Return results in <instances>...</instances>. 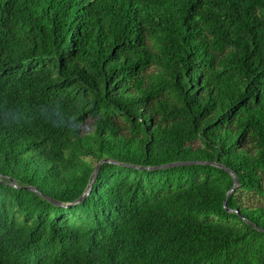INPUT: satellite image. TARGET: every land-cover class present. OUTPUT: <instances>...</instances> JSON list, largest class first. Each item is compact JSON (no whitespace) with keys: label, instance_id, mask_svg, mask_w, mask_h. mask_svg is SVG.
I'll use <instances>...</instances> for the list:
<instances>
[{"label":"trees","instance_id":"obj_1","mask_svg":"<svg viewBox=\"0 0 264 264\" xmlns=\"http://www.w3.org/2000/svg\"><path fill=\"white\" fill-rule=\"evenodd\" d=\"M0 264H264V0H0Z\"/></svg>","mask_w":264,"mask_h":264},{"label":"water","instance_id":"obj_2","mask_svg":"<svg viewBox=\"0 0 264 264\" xmlns=\"http://www.w3.org/2000/svg\"><path fill=\"white\" fill-rule=\"evenodd\" d=\"M101 163H102V161L98 163L96 169L94 170L93 181H94V178H95V176H96V173H97L98 168H99V166H100ZM213 165H215V164H213ZM219 167H222V166H219ZM223 168H224V167H223ZM224 169L227 170V171L230 173V175L233 177V179H234L233 188L230 190V192H232V191L238 186L237 178H236V176H235L230 170H228V169H226V168H224ZM13 186L16 187L15 184H13ZM28 189H29V190H33V191H35V190L32 189V188H28ZM230 192H229V193H230ZM88 193H89V191H88L84 196H82L80 199H78V200L75 201L74 203H71V204H69V205H67V206H65V207H69V206H72V205H74V204L80 202L85 196L88 195ZM52 202H53L55 205H57V206H63V205H62L61 203H59V202H55V201H52Z\"/></svg>","mask_w":264,"mask_h":264},{"label":"rangeland","instance_id":"obj_3","mask_svg":"<svg viewBox=\"0 0 264 264\" xmlns=\"http://www.w3.org/2000/svg\"><path fill=\"white\" fill-rule=\"evenodd\" d=\"M254 200V199H253ZM255 203H260L259 201L254 200Z\"/></svg>","mask_w":264,"mask_h":264}]
</instances>
